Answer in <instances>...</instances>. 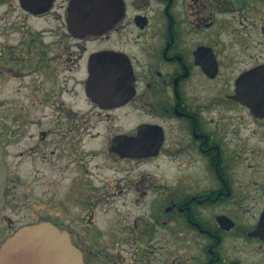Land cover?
Masks as SVG:
<instances>
[{
  "label": "flooded vegetation",
  "instance_id": "flooded-vegetation-1",
  "mask_svg": "<svg viewBox=\"0 0 264 264\" xmlns=\"http://www.w3.org/2000/svg\"><path fill=\"white\" fill-rule=\"evenodd\" d=\"M262 95L264 0H0V246L46 222L110 264L92 209L121 200L131 264L169 224L195 264H264Z\"/></svg>",
  "mask_w": 264,
  "mask_h": 264
},
{
  "label": "rangeland",
  "instance_id": "rangeland-1",
  "mask_svg": "<svg viewBox=\"0 0 264 264\" xmlns=\"http://www.w3.org/2000/svg\"><path fill=\"white\" fill-rule=\"evenodd\" d=\"M143 168V167H142ZM261 195L257 192L246 191V199L244 201V208L231 209L235 214L239 223L243 226H248L259 212ZM119 200L113 206L101 204L92 209L94 213V231L99 232L97 241H91L94 246H104L114 254L110 258V264H131L129 259L132 253V246L129 241L124 240L122 237L129 233L134 220L141 217H148V208L138 205L122 206ZM88 224L89 220H87ZM166 230V236L158 239V234L146 245L144 242H139L137 247L139 249L151 250L149 257L150 264H157L159 257H166V264H195V257L200 251L201 242L195 238L178 237L175 233V226L169 224ZM241 244V242H239ZM112 245L115 247L112 248ZM117 245V246H116ZM96 264V262L94 263Z\"/></svg>",
  "mask_w": 264,
  "mask_h": 264
},
{
  "label": "water",
  "instance_id": "water-1",
  "mask_svg": "<svg viewBox=\"0 0 264 264\" xmlns=\"http://www.w3.org/2000/svg\"><path fill=\"white\" fill-rule=\"evenodd\" d=\"M248 99V94H245ZM255 103V107L264 105ZM264 110V109H260ZM264 115V111H258ZM0 144V210L4 204L7 166ZM82 254L73 245L69 234L51 223L25 226L8 237L0 246V264H82Z\"/></svg>",
  "mask_w": 264,
  "mask_h": 264
}]
</instances>
